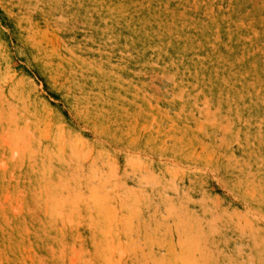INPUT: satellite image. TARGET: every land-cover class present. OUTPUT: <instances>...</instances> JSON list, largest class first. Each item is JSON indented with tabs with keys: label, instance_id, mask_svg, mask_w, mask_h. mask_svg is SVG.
<instances>
[{
	"label": "rangeland",
	"instance_id": "374dc122",
	"mask_svg": "<svg viewBox=\"0 0 264 264\" xmlns=\"http://www.w3.org/2000/svg\"><path fill=\"white\" fill-rule=\"evenodd\" d=\"M0 264H264V0H0Z\"/></svg>",
	"mask_w": 264,
	"mask_h": 264
}]
</instances>
